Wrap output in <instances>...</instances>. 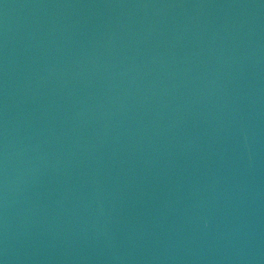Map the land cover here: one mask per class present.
<instances>
[{
    "label": "water",
    "instance_id": "water-1",
    "mask_svg": "<svg viewBox=\"0 0 264 264\" xmlns=\"http://www.w3.org/2000/svg\"><path fill=\"white\" fill-rule=\"evenodd\" d=\"M0 264H264V0H0Z\"/></svg>",
    "mask_w": 264,
    "mask_h": 264
}]
</instances>
